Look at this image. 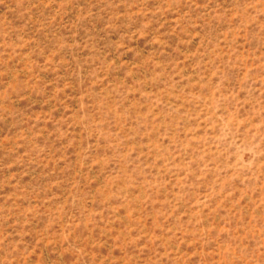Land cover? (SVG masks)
<instances>
[{
    "label": "rangeland",
    "instance_id": "obj_1",
    "mask_svg": "<svg viewBox=\"0 0 264 264\" xmlns=\"http://www.w3.org/2000/svg\"><path fill=\"white\" fill-rule=\"evenodd\" d=\"M0 264H264V0H0Z\"/></svg>",
    "mask_w": 264,
    "mask_h": 264
}]
</instances>
